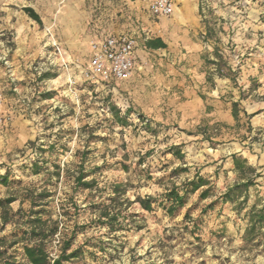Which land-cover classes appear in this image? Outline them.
I'll return each instance as SVG.
<instances>
[{
  "label": "rangeland",
  "instance_id": "374dc122",
  "mask_svg": "<svg viewBox=\"0 0 264 264\" xmlns=\"http://www.w3.org/2000/svg\"><path fill=\"white\" fill-rule=\"evenodd\" d=\"M245 2L203 0V12L216 34L213 43L223 52L237 83L220 77L208 65L207 88L200 89L205 97L199 118L183 96L184 82L191 81L193 74L173 55L167 61H160L162 56L157 54L150 57L152 63L129 90L121 85L124 81L103 82L89 76L84 65L65 63L50 29L36 25L33 50L27 54L33 66L23 74L29 78L18 81L2 60L4 53L11 59L21 44L14 29L0 32V176H10L9 186L0 184V200L16 198L9 207L16 214L13 221L5 226L0 221L3 258L13 256L23 262L24 243L9 244L18 227L24 228L28 214L39 211L48 227L59 224L58 234L47 244L51 259L58 258L63 242L73 237L70 251L78 249L79 257L68 264H264V227L256 225L250 231L252 208L264 205L263 180L257 179L249 189L248 201L244 194L203 213L240 181L228 168V160L210 159L223 154L222 149L232 152L235 143L246 137L253 142L264 134L248 137L239 123L227 127L204 117L209 113L206 103L236 100L244 119L243 107L252 110L250 102L264 99L258 94L264 86L252 80L245 85L258 63L264 77V46H260L264 1L261 9ZM213 53L214 48L206 55L214 60ZM211 89L219 98L207 95ZM113 106L126 116L128 126L115 120ZM186 125L194 127L188 131ZM174 146L180 148L183 159L172 153ZM36 163L39 173L33 170ZM81 164L93 172L87 180L97 181L93 193L74 187ZM179 168L188 171L175 173ZM197 172L212 181L209 196L202 199L199 190L188 196L184 208L169 215L160 205L165 204L164 194ZM116 184L123 185L125 193L116 201L127 220L112 231L99 223L98 204H110ZM31 196H35L34 206ZM149 197L157 201L152 212L136 202Z\"/></svg>",
  "mask_w": 264,
  "mask_h": 264
},
{
  "label": "crops",
  "instance_id": "0c3cea01",
  "mask_svg": "<svg viewBox=\"0 0 264 264\" xmlns=\"http://www.w3.org/2000/svg\"><path fill=\"white\" fill-rule=\"evenodd\" d=\"M153 1L0 0V32L14 29L19 39L18 43L21 44L17 46L11 59L7 60L4 53L2 63L11 67L15 79L18 81L29 78V76L25 77L23 75L25 71L33 66V60L27 54L33 50L35 27L40 24L25 13V8H31L39 15L42 20L41 25L50 29L54 45H57L60 51L63 50L64 62L73 64L76 67L84 65L85 69L88 68L92 56L90 46L92 41L105 36L131 35L137 40L136 66L133 75L122 82L121 85L132 90V84L137 82L138 74L145 72L148 64L152 63L150 57H154V54L162 56L160 61H167L168 58L166 57L171 58L173 55L175 59L180 62L183 61L184 66L190 70L189 73L193 74V76H189L191 81L184 82L187 86L183 96L186 99V104L195 109V117L199 118V111L203 108L205 97V93L201 92L200 89L207 88V59H211L206 53L207 50L214 48L216 45L213 41L207 42L204 40L206 26L203 20L209 21V18L205 14L204 17L200 14L202 0H173L175 11L169 17L153 16L149 9ZM263 1L246 0L245 2V0H240L242 3L257 5L258 9H261L260 6L263 5ZM261 31L264 32V25ZM157 38L162 39L167 48L147 49L145 46L146 41ZM24 42L26 46L22 47ZM260 46H264V42L260 43ZM79 54L80 57H78ZM258 65L260 68L259 63ZM259 68L249 71L247 82L245 81L246 86H249V80L259 86H264V77H261ZM260 91L262 92L258 94L260 96L264 95V87ZM253 93L256 94L257 91L254 90ZM207 95H215L216 98H219L218 92L213 89ZM233 102L237 101L233 100ZM233 102L222 103L216 101L212 104L206 103L205 109H209V113L204 117H212L213 123H222L227 127H234L236 121L232 115ZM249 105L252 110L243 107L244 119H241L240 115L238 123L246 128V136L248 137L251 133L255 134V132L261 131L263 134L264 99H259L258 103L250 102ZM198 123L196 122L194 126L198 127ZM194 126L186 125V129L189 131ZM235 145L232 152L226 153L222 149L223 154L216 155L215 158L210 160H228V168L233 171L232 155L237 154L247 160L249 165L255 167L258 172L262 173L260 179L264 181V134L253 142L246 137L242 143H235ZM188 151L189 149L186 150L187 153Z\"/></svg>",
  "mask_w": 264,
  "mask_h": 264
},
{
  "label": "trees",
  "instance_id": "16d2710c",
  "mask_svg": "<svg viewBox=\"0 0 264 264\" xmlns=\"http://www.w3.org/2000/svg\"><path fill=\"white\" fill-rule=\"evenodd\" d=\"M204 6L203 0L202 4H200V14L204 17ZM25 13L38 24H42V20L36 12L31 8H25ZM206 26V34L204 36V40L209 42L213 41L215 38V30L212 26H210V22L208 20H203ZM145 46L149 50H159L166 49L167 45L163 42L162 39H150L147 40ZM215 59H207L208 65L214 66L216 73L222 78H228L236 85V74L232 72L231 69H228V63L225 59L223 52L220 48L215 45L214 53ZM208 81H212V77H208ZM112 114L115 120L122 126H128V121L126 120V116L122 117L120 110L113 106ZM129 111V110H128ZM127 111V112H128ZM232 115L236 121V123L240 120V110H239V102L232 103ZM49 149L54 150L55 146H50ZM50 150H48L49 152ZM171 151L174 155L178 156L180 159H183V154L179 147L174 146L171 148ZM45 154L47 150H42ZM87 152L83 153L84 157H87ZM234 169L233 172L238 175L240 178L239 182H236L232 187H230L225 194L216 200L212 201L208 204L207 207L203 210L205 213L207 210L212 211L214 207L221 203L222 207L228 201H236L240 199L242 195L245 194L244 201H248L249 198V189L255 186L257 183V179L262 177V173L258 172L255 167L249 165L248 161L238 156L237 154L232 155ZM45 160V159H43ZM128 169V168H126ZM34 173H39L41 167L39 164L33 165ZM188 171L187 168H179L175 170V173L181 172L186 173ZM79 174L74 179V187L75 189H83L88 190L90 193H93L97 188L98 184L95 179L87 180L89 176L93 174V172L87 171L84 169V164H81L79 168ZM0 184L4 186L10 185V176L8 174L0 176ZM213 187V183L210 178L201 175L199 172L195 174V176L191 180L185 181L181 187L174 186L169 189L165 194V204L161 203L163 207L166 209L169 215H175L180 209L184 208L187 204V198L191 194H195L197 191L202 190L200 197L205 199L209 196ZM122 184H116L112 186V195L109 199L110 204L106 205L103 203L98 204V207L101 208L100 215L98 217L99 223L101 225L108 226L112 231L117 228H122V223H125L127 217L123 215L121 208H118L117 199H120L122 195H124V190H122ZM50 195L42 194L40 197L46 198ZM35 196H31L32 205L34 206ZM16 201V198H7L4 200H0V209L1 216L0 221L3 226L11 223L13 221L14 216L16 214L10 212V205ZM127 201V200H126ZM137 203L141 206V208L147 212L154 211V204L157 202L154 198H146L141 199L138 198L136 200ZM124 204V203H123ZM120 204V205H123ZM168 205V206H167ZM77 210V208L75 207ZM42 212H31L28 214V220L25 222V226L18 227L15 233L12 235V239L10 241L9 247H13L19 243H24L23 245V257L22 261L16 260L15 257L9 256L7 258H3L4 252L0 251V259L2 258L1 264H68L74 259L79 257V250H71L73 237L65 240L63 242V247L61 249L60 255L53 262L50 258V254L47 249L48 240L56 236L59 232V224L54 223L53 226L48 227V222L44 221L42 216ZM250 224L251 230L256 229V225H261L264 227V205L257 210V207L254 206L250 212ZM0 243L4 244L5 239L0 238ZM70 251V252H69Z\"/></svg>",
  "mask_w": 264,
  "mask_h": 264
},
{
  "label": "built area",
  "instance_id": "2783aa9c",
  "mask_svg": "<svg viewBox=\"0 0 264 264\" xmlns=\"http://www.w3.org/2000/svg\"><path fill=\"white\" fill-rule=\"evenodd\" d=\"M155 17H169L175 11L173 0H154L149 6ZM92 56L87 68V74L103 82L125 81L135 70V53L137 40L131 35L119 37L105 36L92 41ZM2 100L0 96V108ZM57 257L52 259V262Z\"/></svg>",
  "mask_w": 264,
  "mask_h": 264
}]
</instances>
